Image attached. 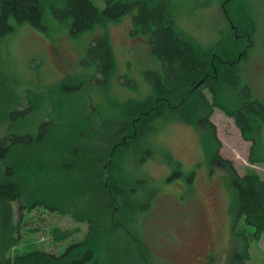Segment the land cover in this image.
Instances as JSON below:
<instances>
[{
	"label": "trees",
	"instance_id": "obj_1",
	"mask_svg": "<svg viewBox=\"0 0 264 264\" xmlns=\"http://www.w3.org/2000/svg\"><path fill=\"white\" fill-rule=\"evenodd\" d=\"M48 7L57 20L70 24L74 36L102 21H117L137 8L134 26L150 35L161 71L147 73L151 88L144 99L116 105L114 114L102 121L85 114L81 105L71 104L54 107L35 130L22 125L51 97L28 91L29 104L20 107L19 83L4 74L0 62V264H100L106 259L109 264H144L148 253L135 242L139 231L131 239L129 226L147 217L162 193V183L149 173L158 148L156 130H152L158 119L199 120L209 128L206 142L212 159L228 168L237 218L253 227L259 239L264 232V178L255 171L240 175L221 156L222 145L210 121L215 108L234 117L245 140L253 142L251 162L263 160L256 151L264 103L253 95L250 85L242 83L241 65L221 64L214 75L218 42L207 47L194 40L175 24L172 6L144 0H107L104 10L93 0H0V40L25 24L43 29ZM240 14L248 16L253 35V16L244 9ZM131 34L135 35L134 30ZM86 58L97 67L91 82L109 83L116 70L109 39H93ZM83 84L65 80L55 86L56 95L72 97ZM231 97H237L236 101ZM163 158L175 169V176H183L179 162ZM184 177L193 189L195 174ZM43 212L44 217L59 215L86 224L85 237L69 243L75 231L52 225L53 242L65 245L61 253L34 248L12 255L23 242L25 218Z\"/></svg>",
	"mask_w": 264,
	"mask_h": 264
},
{
	"label": "rangeland",
	"instance_id": "obj_2",
	"mask_svg": "<svg viewBox=\"0 0 264 264\" xmlns=\"http://www.w3.org/2000/svg\"><path fill=\"white\" fill-rule=\"evenodd\" d=\"M93 1L101 10L107 6V0ZM144 1L172 6L175 24L194 40L207 47L218 42L213 74H218L217 66L221 64H240L242 83L250 85L253 95L264 103V0ZM241 6L253 16V35L245 19L248 16L240 14ZM135 15L137 8L117 21H102L93 30L74 36L70 24L57 20L48 7L43 29L25 24L1 39L2 71L19 83L18 105L29 104L28 91L51 97L24 121L22 128L36 130L54 107L79 104L85 114L99 117L95 118L98 122L114 114L116 105L144 99L151 88L146 75L160 72L161 65L152 54L150 35L134 26ZM102 36L111 42L116 61L115 73L107 84L91 82L97 67L86 58L90 43ZM65 80L84 84L74 96L63 98L56 95V87ZM50 90L52 95L48 94ZM205 94L212 100L209 92ZM236 98L231 97L232 102ZM210 121L222 145L221 156L231 161L240 175L255 171L264 178V123L256 151L263 160L251 162L253 142L245 140L235 118L215 108ZM153 129L158 148L156 158L149 163V173L158 184L162 183V193L153 211L133 228L129 226L131 239L139 231L135 242L148 253L144 264H264V232L256 239L255 229L238 220L228 168L212 161L213 151L206 142V136H211L209 128L199 120L188 123L158 119ZM212 147L215 150L214 144ZM163 157L179 162L183 176H175V169ZM190 173L195 174L193 189L184 177ZM44 214L25 218L23 242L12 255L34 248L61 253L65 245L53 242L49 231L52 225L75 231L69 243L85 237L86 224ZM106 260L99 263L109 264Z\"/></svg>",
	"mask_w": 264,
	"mask_h": 264
},
{
	"label": "flooded vegetation",
	"instance_id": "obj_3",
	"mask_svg": "<svg viewBox=\"0 0 264 264\" xmlns=\"http://www.w3.org/2000/svg\"><path fill=\"white\" fill-rule=\"evenodd\" d=\"M212 161H213V162H217L219 165H223V166H225L224 164H222L221 162H219V161H217V160H213V159H212Z\"/></svg>",
	"mask_w": 264,
	"mask_h": 264
}]
</instances>
